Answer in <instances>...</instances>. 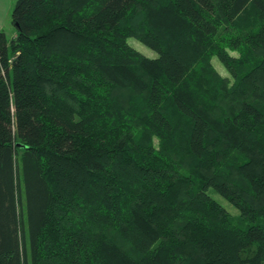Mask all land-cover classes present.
Instances as JSON below:
<instances>
[{"label":"trees","instance_id":"1","mask_svg":"<svg viewBox=\"0 0 264 264\" xmlns=\"http://www.w3.org/2000/svg\"><path fill=\"white\" fill-rule=\"evenodd\" d=\"M12 22L0 264H264V0H16Z\"/></svg>","mask_w":264,"mask_h":264},{"label":"rangeland","instance_id":"2","mask_svg":"<svg viewBox=\"0 0 264 264\" xmlns=\"http://www.w3.org/2000/svg\"><path fill=\"white\" fill-rule=\"evenodd\" d=\"M16 0L13 1V4L8 5L6 1L3 0L2 4L0 5V29H3L7 32L8 37L11 39L14 35L13 33L16 32L17 27L12 22V10L14 8ZM237 20L240 22V24H245L246 22L251 20V14L246 10L243 9L237 16ZM129 41L133 44L134 47L142 51L143 53L147 55H155L156 51L152 49L151 47L147 46L146 44L142 43L139 39L135 38L134 36L129 37ZM212 62L217 67V69L224 75H229L228 71L226 70L225 66L219 61V59L216 56H212ZM154 142L157 144V138L154 137ZM215 197L219 199L227 208L228 210L233 214L236 213V208L231 205L223 196H221L219 193L215 192Z\"/></svg>","mask_w":264,"mask_h":264},{"label":"crops","instance_id":"3","mask_svg":"<svg viewBox=\"0 0 264 264\" xmlns=\"http://www.w3.org/2000/svg\"><path fill=\"white\" fill-rule=\"evenodd\" d=\"M4 1H6V3L11 6V4H13L14 0H4ZM2 2H3V0H0V5L2 4ZM16 33H17V30H16V32L13 33V35H16Z\"/></svg>","mask_w":264,"mask_h":264}]
</instances>
